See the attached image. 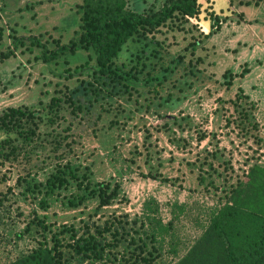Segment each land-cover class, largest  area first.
Returning a JSON list of instances; mask_svg holds the SVG:
<instances>
[{"label": "rangeland", "instance_id": "374dc122", "mask_svg": "<svg viewBox=\"0 0 264 264\" xmlns=\"http://www.w3.org/2000/svg\"><path fill=\"white\" fill-rule=\"evenodd\" d=\"M172 1L129 7L149 14ZM82 2L0 0V113L33 112L0 130V264L44 243L63 264H178L264 166V1L200 0L199 17L135 35L107 76L92 51L45 63L29 40L53 51L79 39ZM58 168L79 180L49 193ZM89 182L118 196L102 207L79 194ZM82 240L99 257L78 255Z\"/></svg>", "mask_w": 264, "mask_h": 264}, {"label": "trees", "instance_id": "16d2710c", "mask_svg": "<svg viewBox=\"0 0 264 264\" xmlns=\"http://www.w3.org/2000/svg\"><path fill=\"white\" fill-rule=\"evenodd\" d=\"M77 8L81 30L79 39L59 44L53 51H49L37 37L29 40L44 49L41 59L45 63L58 61L68 54L92 51L99 73L106 76L114 73L112 61L135 35L155 31L178 15L186 19L197 18L202 11L200 0H173L160 11L149 14L133 11L129 0H83ZM221 27L222 21L216 19L214 31ZM19 39L14 40L16 48ZM0 56L7 57L8 54ZM32 114L26 107L3 110L0 113V130L5 127L21 129L22 121H28ZM72 174L71 170L58 168L46 183L48 192L55 193L66 186L71 176L79 180L76 174ZM90 185V182L87 185L79 183V194L88 191L90 197L100 199L102 207L110 205L118 196V186L110 191L109 184L99 183L98 189ZM79 198L80 201L84 199L82 196ZM152 240L156 242V238ZM74 248L78 255L86 258L101 254L97 245L93 246L87 240L80 241ZM150 260L147 257L142 262L152 264ZM14 264H63L62 253L57 246L51 248L44 243L30 254L18 258ZM178 264H264L263 165L251 167L243 184L232 192L230 203L212 218L207 231Z\"/></svg>", "mask_w": 264, "mask_h": 264}]
</instances>
